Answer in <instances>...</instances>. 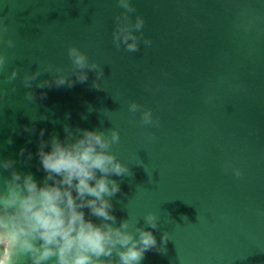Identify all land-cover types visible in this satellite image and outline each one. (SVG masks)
<instances>
[{
    "label": "water",
    "instance_id": "obj_1",
    "mask_svg": "<svg viewBox=\"0 0 264 264\" xmlns=\"http://www.w3.org/2000/svg\"><path fill=\"white\" fill-rule=\"evenodd\" d=\"M133 3V18L144 17L152 43L130 52L112 41L122 10L116 0H0V28L15 41L12 48L0 43L7 57L0 70V158L42 180L41 128L45 138H63L64 124L117 127L112 151L128 171L112 174L120 186L111 197L115 223L130 217L150 228L144 214L158 217L151 228L156 245L140 264H264V0ZM70 43L101 65L100 87L92 83L95 70L83 82L72 74L71 86L37 87L54 79L45 71L25 87L23 74L40 63L70 73ZM13 68L18 75L9 81ZM131 100L152 108L159 125L139 124ZM225 160L241 168L239 177L221 167ZM19 264H31L27 254Z\"/></svg>",
    "mask_w": 264,
    "mask_h": 264
},
{
    "label": "clouds",
    "instance_id": "obj_2",
    "mask_svg": "<svg viewBox=\"0 0 264 264\" xmlns=\"http://www.w3.org/2000/svg\"><path fill=\"white\" fill-rule=\"evenodd\" d=\"M122 9L114 17L112 41L117 48L123 46L130 52L139 49L141 42L147 47L152 41L142 31L144 17L135 13L133 0H116ZM6 29L0 28V43L14 47L12 37H4ZM71 72L51 63H40L33 72H25L22 82L31 89L32 82L41 72H53L54 79L37 82V87H51L83 82L88 72L95 70L97 79L93 86L100 87L103 75L101 65L90 59L77 44L67 46ZM7 63L4 51L0 50V70ZM18 70L13 68L7 80L14 81ZM15 89V84H13ZM3 93H0L2 96ZM41 96L46 93H41ZM27 100L34 98L33 91L25 93ZM131 113L139 112V124L158 126L159 120L153 110L136 100L128 103ZM47 119V117H41ZM84 118V117H82ZM25 131H34L35 126H24ZM65 136L53 132L44 137L39 132L36 155L44 170L42 180H37L31 171H20L12 158H0V170H10L9 176L0 172V264H19L21 254H27L31 264H140L144 252L156 245L151 228L157 227L155 212L144 214L150 228L137 227L136 220H122L118 225L112 208L111 197L119 191V183L112 174L122 175L128 168L112 145L120 139L117 127L108 131L96 128H76L64 124ZM153 138L150 132L145 133ZM8 143L12 138H8ZM20 149V155L24 153ZM32 153L28 152V159ZM221 167L239 177L241 168L225 160ZM96 218V219H93ZM164 239L167 236L164 234ZM183 264V261H182Z\"/></svg>",
    "mask_w": 264,
    "mask_h": 264
}]
</instances>
